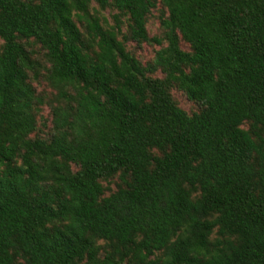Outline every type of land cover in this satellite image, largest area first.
<instances>
[{
    "label": "trees",
    "instance_id": "trees-1",
    "mask_svg": "<svg viewBox=\"0 0 264 264\" xmlns=\"http://www.w3.org/2000/svg\"><path fill=\"white\" fill-rule=\"evenodd\" d=\"M0 264H264V0H0Z\"/></svg>",
    "mask_w": 264,
    "mask_h": 264
},
{
    "label": "rangeland",
    "instance_id": "rangeland-1",
    "mask_svg": "<svg viewBox=\"0 0 264 264\" xmlns=\"http://www.w3.org/2000/svg\"><path fill=\"white\" fill-rule=\"evenodd\" d=\"M159 7L157 10H155L152 14V17L148 24V31L150 34V37L158 36L161 32L160 30V21H159V15L162 14L160 10L162 8ZM91 12L93 15H97L100 17L103 25L106 26H113L114 15L117 14V11L111 8H107L104 10H101L97 4L94 2L91 5ZM33 51L36 53V59H38L40 62L43 61V58L40 54V49L38 47H32ZM127 49L130 52H133L143 63V65H148L149 63H152L156 54V51L160 49V47L156 44L151 43H144L141 46L137 45V43L134 42H128L127 43ZM157 75H160L158 73ZM34 86L36 88L37 96L40 97L44 103L38 107V134L44 135L50 132V112L52 110V107L56 105L55 97H56V91H54L48 83L44 79H40L39 81H34ZM175 100L177 101L178 105L183 108L184 110L188 112L195 111L198 109V106L190 101L186 95L178 90H173L172 92ZM247 128V126H245ZM104 187L107 189V194H110L111 192L116 190V184L115 182H106L104 184Z\"/></svg>",
    "mask_w": 264,
    "mask_h": 264
}]
</instances>
